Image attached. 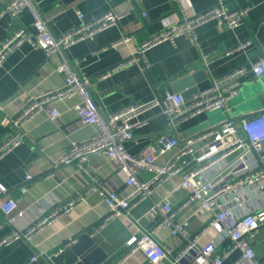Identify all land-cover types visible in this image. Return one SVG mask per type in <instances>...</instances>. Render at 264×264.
Here are the masks:
<instances>
[{
  "label": "crops",
  "instance_id": "obj_1",
  "mask_svg": "<svg viewBox=\"0 0 264 264\" xmlns=\"http://www.w3.org/2000/svg\"><path fill=\"white\" fill-rule=\"evenodd\" d=\"M8 0H0V41L20 26L31 30L33 18L29 11L23 12L16 21L4 10ZM39 9L50 30L61 36L80 23V15L94 19L103 13L114 11L123 17L117 25L98 33L93 39L81 41L65 51V59L75 73L90 78L89 89L98 104L102 116H109L127 106L151 102L167 93H181L189 100L210 87L213 78L222 76L235 68L251 65L262 55L264 46V0H37ZM223 4L229 10L248 8L243 25L235 30L208 22L196 30L197 41L183 35L175 43L163 42L149 48L144 60L101 78L103 74L126 62L137 54L141 46L152 37L177 21L200 14ZM13 26V27H12ZM12 27V28H11ZM123 36L130 38L113 47ZM251 40L245 51H234L239 41ZM204 58H208L204 61ZM62 63L60 55L47 56L45 52L23 44L12 53L0 67V144L19 129L13 119L23 110L29 97L63 88L64 74L57 71ZM145 65L148 71L143 70ZM79 95L63 98L54 103L59 116L51 119L41 112L20 126L22 143L0 160V182L8 189L2 199L12 198L17 209L9 216L0 210V264H79V257L72 249L87 247L95 242L96 251L88 264H110L128 245L129 240L145 230H156L160 219L153 217L149 209L153 202L170 197L178 208L188 198L180 187L181 180L174 179L157 190L152 198L144 200L131 212V218L120 216L97 231L101 219L107 215L108 206L98 192H90L74 209L53 223L37 231L30 240L20 239L1 244L17 230L29 228L44 214L66 202L88 187L90 180L81 173L76 164H61L73 142H84L95 136L97 125L85 126L79 120L76 106ZM264 111V75L257 78L252 73L242 78V87L223 111L200 114L172 129L168 117L160 108L148 111L143 118L148 124L136 129L135 137L126 143V149L134 155L153 144L163 134H173L181 142L194 138L200 130L219 128L224 123H238ZM241 118V119H240ZM203 144H197V154ZM172 153L159 157L166 163ZM220 168V166H218ZM218 167L211 168L212 175ZM87 168L108 191L127 196L133 190L125 179L116 173V164L108 156L93 155ZM258 170V168H256ZM27 176L32 179L26 180ZM141 180L150 175L142 172ZM234 180L231 172L223 179ZM224 181V180H223ZM215 183H222L217 178ZM222 207L230 208L236 215L254 214L262 224L251 240L260 261H264V181L243 186L219 199ZM210 214L199 202H193L178 211L174 221L197 234L207 224ZM139 222V225L135 223ZM89 229V236L81 235L78 244L65 247L67 242ZM89 233V232H88ZM170 229L159 228L154 237L167 240ZM212 241L218 244V252L231 246L230 240L215 231L207 233L199 242L205 246ZM61 249L62 252L58 253ZM70 251V252H69ZM69 252L68 254H66ZM66 254L62 256V254ZM55 254V259L52 256ZM233 250L225 264H233L240 256ZM39 255V259H30ZM77 256V257H76ZM190 254L187 259H191ZM121 264H151L143 251H137ZM155 264H172L161 261Z\"/></svg>",
  "mask_w": 264,
  "mask_h": 264
},
{
  "label": "built area",
  "instance_id": "obj_2",
  "mask_svg": "<svg viewBox=\"0 0 264 264\" xmlns=\"http://www.w3.org/2000/svg\"><path fill=\"white\" fill-rule=\"evenodd\" d=\"M4 10L13 21H16L23 12L29 11L34 22L31 30L20 26L0 41V67L12 53L27 43L34 49L45 52L47 56L53 54L61 56L62 63L57 71L65 75L66 84L63 88L28 98L23 110L12 120L19 131L9 135L0 144V160L22 143L23 134L20 131L22 123L41 112H45L52 120L57 118L59 111L54 107V103L63 98L79 95L81 102L76 106L79 120L85 126L97 125L99 131L87 141L73 142L58 164L77 165L79 171L90 180L84 192L44 214L35 225L17 230L4 238L1 244H10L20 239L30 240L37 231L71 212L76 204L90 192H98L109 209L107 215L101 219L98 231L120 216L131 218V212L135 207L144 200L152 198V195L164 184L179 178L180 187L188 193L186 201L176 208L170 197H165L153 202L149 209L150 215L160 219L155 229L169 228V238L159 241L154 237L156 230H145L138 221H135L141 228V234L131 238L127 248L110 264H121L140 250L144 252L151 264L161 261H169L172 264H225V259L233 250L241 252L233 264H264V261L258 259L250 243L262 226L257 217L252 213L236 215L230 208L219 204V199L223 195L237 188L264 181V111L251 118H243L238 123L229 121L219 128L204 130L186 142H181L179 137L173 134H163L137 155L131 154L126 149V143L135 137V130L148 124V119L143 116L150 110L160 108L168 117L171 128L176 129L179 124L200 114L228 109L242 87V78L249 73L257 78L264 75V46L261 48L262 55L256 62L213 78L210 87L189 100L181 93H167L163 98L158 97L151 102L132 104L106 117L102 116L98 104L91 95L90 78L72 70L65 59V51L117 25L123 16L109 11L87 20L80 15V23L77 26L61 36H55L43 18L37 0H8ZM249 10L248 8L229 10L221 4L177 21L146 41L135 56L109 70L101 78L140 63L144 60L146 51L155 45L163 42L175 43L183 35L192 37L196 42L197 28L208 22L216 21L220 26L235 30L244 24ZM128 41L130 38L123 36L113 44V47ZM251 44V40L239 41L234 51H245ZM207 59L204 58V61ZM143 70L148 71V66L145 65ZM208 139L212 140L206 142L201 153L197 154L195 146L203 144ZM166 153H172L171 158L164 164L159 163V157ZM101 154L115 162L116 173L133 187L130 194L123 197L118 192L108 191L90 174L87 168L89 158ZM215 167H218L215 173L207 174L211 168ZM142 172L148 173L150 178L141 180L139 176ZM227 172H231V178L234 180L223 179ZM217 178H222V183H215ZM30 179H32L31 176L26 177V180ZM7 192V187L0 182V210L5 217L17 209L14 199L1 200ZM193 202H199L211 215L207 224L197 234L189 232L183 224H177L174 221L178 211ZM211 231L230 240V248L220 253L216 241L200 247L198 244L201 239ZM77 242V238H74L67 242L65 247ZM63 250L61 249L58 253ZM190 254L192 258L187 259ZM39 257V255L33 256L30 262L37 261Z\"/></svg>",
  "mask_w": 264,
  "mask_h": 264
},
{
  "label": "water",
  "instance_id": "obj_3",
  "mask_svg": "<svg viewBox=\"0 0 264 264\" xmlns=\"http://www.w3.org/2000/svg\"><path fill=\"white\" fill-rule=\"evenodd\" d=\"M241 119V118H240ZM203 130H200L198 133H196L195 135L197 136L199 133H201ZM89 232V233H88ZM93 233V230L90 231L89 229L85 230L82 232V234L78 235L76 238L78 240V238H81V235L83 236H87V234L90 236ZM78 244V243H77ZM96 244L93 241H90L89 245L87 247H83L82 249H78L77 246H75L72 251H75L77 256L79 257L80 261L77 260V262H79V264H88L90 258H92L93 254L96 251ZM70 252V251H69ZM69 252H67L66 254H68ZM65 253L62 254V256L66 255ZM76 256V257H77ZM52 258L55 259V254L52 256ZM56 260V259H55Z\"/></svg>",
  "mask_w": 264,
  "mask_h": 264
}]
</instances>
